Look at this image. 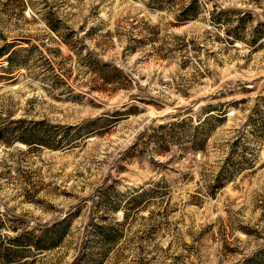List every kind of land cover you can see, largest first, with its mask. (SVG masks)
Listing matches in <instances>:
<instances>
[{"label":"rangeland","instance_id":"obj_1","mask_svg":"<svg viewBox=\"0 0 264 264\" xmlns=\"http://www.w3.org/2000/svg\"><path fill=\"white\" fill-rule=\"evenodd\" d=\"M10 46L0 264L264 258V0H0Z\"/></svg>","mask_w":264,"mask_h":264},{"label":"trees","instance_id":"obj_2","mask_svg":"<svg viewBox=\"0 0 264 264\" xmlns=\"http://www.w3.org/2000/svg\"><path fill=\"white\" fill-rule=\"evenodd\" d=\"M152 1L155 4H157V6H159V8H160V6L164 2H167L168 0H152ZM195 6L196 5L191 3L190 6H188L187 8L184 9V11H185L184 15L188 16V17H185V18L190 19V18H194L195 17V14L192 12L194 10L193 8ZM185 18H182V20H185ZM12 49H13V46H10V47H7V48H3V50L0 51V59L8 54V56L6 57V60L8 61L9 64H11L12 61H13V54H14V50H12ZM45 144H50V143H45ZM239 169H240V167H239ZM248 262L251 263V264H264V258L262 257L261 252H260L257 255H255L253 258L249 259Z\"/></svg>","mask_w":264,"mask_h":264}]
</instances>
